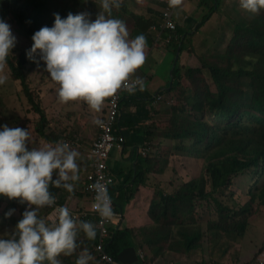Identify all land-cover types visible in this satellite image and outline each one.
<instances>
[{
  "label": "trees",
  "instance_id": "obj_1",
  "mask_svg": "<svg viewBox=\"0 0 264 264\" xmlns=\"http://www.w3.org/2000/svg\"><path fill=\"white\" fill-rule=\"evenodd\" d=\"M154 1L159 4V0ZM145 3L143 0H122L119 8L112 9L111 15L125 22L130 39L144 34L145 53L148 54L157 36L152 26L161 21V15L142 8ZM237 4L239 6V0ZM139 8L150 16L138 11ZM101 11L99 0H0V19L30 43H33L31 36L36 30L45 25L52 26L56 13L64 18L69 13L84 12L94 20ZM243 11L253 18L230 20L232 36L224 51L214 54L211 59L202 57V66L197 68L182 65L179 57L173 70L177 84L168 90L161 102L175 94L177 101L168 107L164 119H157L154 123L161 137L180 142L175 146L177 153L181 154L177 156L202 160V170L184 180L172 193L155 191L146 201L148 220L145 224L136 227L125 223L119 228L120 219L114 221L117 228L113 230V239L107 246L114 260L118 261L120 251L130 248L143 251L146 264L163 257L167 251L189 254L204 250L209 258L202 264H238L237 245L245 237L248 225L256 220L254 205L264 208V184H260L264 179V10L256 14ZM177 34L179 41L171 42L175 55L179 47L183 52L190 43L188 37L182 38L184 33L181 29ZM27 59L24 53L9 55L5 67L10 78L19 82L26 101L40 115L36 132L48 139L47 116L35 100L24 71ZM205 69L210 79L206 77ZM132 77L131 74L129 78ZM153 135L147 133V137ZM146 155L147 152L139 156L137 166L127 174V186H116L120 187L119 192L122 189L127 191L121 203L118 202L123 197L121 194L113 196L114 210L124 212V218L125 207L139 193L138 188L146 183L145 176L150 168V159ZM166 160L169 163V159ZM246 172L255 180V189L246 193L244 205L234 200L231 208L223 194L232 189L234 181ZM83 183L79 179L81 197L85 194L82 193ZM49 190L59 197L60 204L69 203L70 198L61 194L63 187L50 184ZM22 206L25 209L26 202L20 203L19 198L0 196V219H3L0 228L8 217L5 216L8 208L22 211ZM42 208L47 213L50 211L48 206ZM204 213L208 214L207 219H203ZM96 233L95 239H88L80 232L75 251L68 256L59 255L62 264H76L77 256L84 250L95 252L99 238L97 228Z\"/></svg>",
  "mask_w": 264,
  "mask_h": 264
},
{
  "label": "clouds",
  "instance_id": "obj_2",
  "mask_svg": "<svg viewBox=\"0 0 264 264\" xmlns=\"http://www.w3.org/2000/svg\"><path fill=\"white\" fill-rule=\"evenodd\" d=\"M99 2L103 11L94 20H90L84 12L69 13L64 18L58 13L54 14L52 26L45 25L36 30L31 36L33 43L28 41L31 47L24 53L26 58L28 56L34 61V54L39 53V60L44 62L60 103L82 99L94 112H99L105 98L109 100L118 89L123 87L131 92L137 86L143 87L140 77L133 76L131 81L129 77L146 58L144 34H137L130 39L125 22L111 15L112 9L119 8L122 0ZM159 5L162 6L160 0ZM239 7L256 14L264 10V0H239ZM177 31L173 34V40L179 41ZM169 34L171 33L168 31L165 37ZM15 42L16 37L12 34L10 25L0 19V85L7 80L3 70ZM163 43L166 46L171 44ZM162 99L163 96L158 94L156 101L161 103ZM107 110L108 102L106 112ZM93 123L100 124L102 121L94 118ZM65 140L72 139L65 137L55 145L45 143L41 147H29L27 128L0 125V196L19 198L20 203L26 202L21 218L13 230L10 233H0V264H43L44 261L48 264H61L58 256H68L75 251L80 232L88 239H95V221L75 219L70 211L78 204L73 205L71 201L62 205L59 197H55L49 190L51 184L71 193L75 185L70 181L79 179L80 165L77 157L80 153L77 149L70 148ZM140 152L145 155L147 149L145 153L143 150ZM108 183L110 181L101 177L91 185L95 192L92 208L104 219L114 216L112 195L118 191L116 185L110 197ZM84 184L85 181L82 186ZM55 200L58 205L55 210L48 207L50 211L47 218L51 221L38 215L40 208L54 205ZM13 211L14 209H9L5 216H10ZM119 213L121 217L118 219L124 227V213ZM92 259V254L84 250L77 256L76 264H89Z\"/></svg>",
  "mask_w": 264,
  "mask_h": 264
},
{
  "label": "crops",
  "instance_id": "obj_3",
  "mask_svg": "<svg viewBox=\"0 0 264 264\" xmlns=\"http://www.w3.org/2000/svg\"><path fill=\"white\" fill-rule=\"evenodd\" d=\"M237 1L238 0H220L219 5H217V0H195V3L191 2V0H180L175 19L178 23V29H181L184 33L182 38H195L201 31L215 29L216 26L214 25V22H217V18H220L221 13L225 12V7L221 5L224 2L228 3L234 12V16L227 19V25L231 28L230 20L235 22L236 20H239L240 17L244 18V16L240 15L236 10L235 3H237ZM146 2L149 3L150 1L146 0ZM155 3L160 11L159 14H161L162 7L160 8V5L157 2ZM221 7L222 11L218 16ZM212 9L214 10L211 11ZM143 13L150 16V13ZM222 29H224V26ZM230 31L232 36V29H230ZM226 32H228V29H226ZM186 47L187 48L183 52H180V47L178 48L181 64L193 67V65L189 63L191 55H193V53L189 51L191 47L189 45H186ZM175 56L174 46L171 44L166 46L163 43V46L150 50L148 54H146L144 63L134 74H132L134 77L141 78L143 87H140L135 94H126L122 98L120 116L122 125L120 132L124 139V150L122 154L116 150L115 156H113L112 153L109 160V167L112 175L116 178L117 185L120 187L127 186L125 182L127 174L137 166L138 157L142 156L140 152L141 150L148 148L146 156L150 159V168L146 173L147 177L145 176V185L138 188L137 191L140 190L139 193L136 194L130 205L126 206L124 209V211L126 210L125 218L127 223L131 226L139 227L142 224L140 222H134L131 219L129 213L132 204L137 209V215L139 216V214H141L144 221L147 218L146 201H148L150 196L155 194V191L166 190V192L172 193L179 184L184 182L181 181L178 176H175L173 179L171 178L173 174L171 167L176 163L174 160L176 155L169 157L167 144L170 140L161 137L159 132L155 130L154 125L157 119L162 118L160 113V101H156V97L158 94L165 97V95L168 94V90L175 86L177 82V80L173 81V63ZM53 98L55 107L59 108L60 102L57 98L56 92H54ZM56 113V116H58V111H56ZM102 119L103 118L99 120ZM83 122L86 123L82 124ZM72 125L73 132L67 131L66 134L59 133L57 126L49 127L50 134L46 143L55 145L57 142L64 140L65 137L72 139L75 142L72 148L77 149L80 153L77 157V163L80 165V183H83L87 174L91 170L89 150L92 142L99 135L100 124L96 125V123H93L92 119L85 120V118L79 116L78 120L75 119ZM147 133H153L154 135L147 137ZM166 159H169V163ZM178 163L179 165L176 166L178 175L187 173V180L190 179L191 168L186 167V165L183 164V160H179ZM79 179L70 182L74 183L76 186L77 183H79ZM172 182L173 184H171ZM80 192L81 189L76 195L78 197H72L71 195L73 192L69 193L63 188L61 194L70 198L72 204L76 205V203L78 204L82 198L85 199L84 195L83 197L79 195ZM118 202L121 203L120 201ZM141 252L144 253L143 251ZM208 258L209 255H207L204 250H196L189 254L167 251L163 257H160L152 263L202 264L206 262ZM130 264H136V262L133 261Z\"/></svg>",
  "mask_w": 264,
  "mask_h": 264
},
{
  "label": "rangeland",
  "instance_id": "obj_4",
  "mask_svg": "<svg viewBox=\"0 0 264 264\" xmlns=\"http://www.w3.org/2000/svg\"><path fill=\"white\" fill-rule=\"evenodd\" d=\"M146 2V0H143ZM149 3H145L142 6V8H149L152 10V13L159 14V9L156 7V3L154 0H148ZM191 2L195 3V0H191ZM225 7V12H222V7L219 9L218 16L220 15V18H217V22H214V25L216 28L210 31H201L197 34L195 38H190L189 46L191 49L189 50L193 55H191V60L189 63L192 66L191 68H197L201 67V58L205 57L208 59H211V57L214 54L220 53L224 51V49L227 47L228 42L231 38V31L230 28L227 25V19L229 17L234 16V12L232 10V7L224 2L221 4ZM156 7V8H155ZM162 6L160 5V8ZM235 7L237 12L248 18H253L250 14L244 12L241 10L237 3H235ZM139 8L138 11L144 12L145 10ZM163 10V8H162ZM224 26V29H222ZM11 29V28H10ZM226 29H228V32H226ZM12 34L16 37L15 46L11 49L10 55L11 56H17L20 53H25L27 50L31 47L24 38L19 36L14 32L13 29H11ZM202 34V35H201ZM163 46L162 41H155L151 45V49L158 48ZM189 49V48H188ZM36 56V60L30 59L27 56V64L24 67V71L29 79V84H31V90L35 96V100H37L43 111L45 112L48 123V128L51 126H57L59 133L66 134L67 131L73 132L72 129V123L75 121V119L78 120L79 116L85 118V120L98 118L101 119L105 112H106V106L107 101L105 98L104 104L102 105V108L99 112H94L88 104L83 101L82 99L78 100H72L65 103H60L59 108H56L54 105V92L55 85L53 82H51L50 78L48 77V73L45 70L44 62L39 60V53L37 52L34 54ZM180 57V55H179ZM188 67L187 69H189ZM186 69V70H187ZM185 70V71H186ZM4 74L7 75V80L3 85H0V125L7 124L9 127H22L27 128L29 132V147H41L46 143L47 138H43L36 132V125L38 120L40 119V115L36 113V110L32 108V106L26 101L25 97L23 96L21 92V87L19 86V82L14 81L10 78V72L7 67L3 70ZM205 75L208 79H210V74L207 69L204 70ZM177 84V82H176ZM177 101V96L175 95H169L166 97L165 101H162L160 103V113L162 115L161 119L165 118L166 110L170 105H172L174 102ZM56 111H58L59 115L56 116ZM86 122H83L82 124H85ZM99 125V124H96ZM77 127V126H76ZM187 142V141H186ZM180 144L170 141L167 144V148L169 149V155H174L177 153L175 150V146ZM189 144V143H188ZM116 150H114L113 156H115ZM176 154L175 165L173 166V174L172 178H175V176H178V178L181 181L187 180V173L179 174L176 171V166L179 165L178 161L183 160V164L186 165V167H190V176L196 175L200 170H202L203 167V161L195 158H189L186 155H183L184 157H180ZM84 158V157H82ZM254 175V173L252 172ZM257 178V175L254 177V179ZM255 180H252L247 172L244 175H241L238 179L234 181V186L232 189L224 192V200L227 203L228 206L232 208L233 201L236 200L238 204H243V200H246V193L249 192V190L254 191L255 186L254 184ZM264 184V179L260 180V184ZM80 190V185L77 183V185L74 187L72 197H76L78 191ZM127 191L125 189H122L120 192L119 190L116 193H113V196L116 197L118 194H121L124 199L125 194ZM221 199V198H220ZM66 200V199H65ZM122 200H119L122 202ZM134 200V199H133ZM132 200V201H133ZM222 200V199H221ZM72 200L70 199L69 202ZM131 201V202H132ZM77 205V203H76ZM79 206V203L76 207ZM212 208H214V203L211 202ZM9 210V208H8ZM20 211L19 209H15L14 212L7 217L6 221L3 223V226L0 228V233L8 232L10 233L17 221L21 218V214L24 211L23 206L21 207ZM254 213H256V220L248 225L247 232L245 237L242 241H240V244L237 245L238 255L236 256L238 260V264H264V208H258V206L254 205ZM38 214L42 218H45L48 221H51L47 218V212L40 208ZM130 216L131 219L134 222H140L141 225L145 224V222L148 220L147 218L143 221V218L141 217V214L139 216L137 215V209L133 206H131L130 210ZM203 219H207L208 214H203ZM3 221V219H0V224ZM118 220L115 219V222ZM126 218H124V222H126ZM121 222V221H120ZM119 222V223H120ZM93 259L89 261V264L95 263V264H104L96 255V252L91 253ZM63 256V255H62ZM60 261H62V257L59 256ZM117 260L119 264H130L131 262L135 261L136 264H141L145 262L146 264V258L141 255L140 250L137 248H130L123 251H120L117 254ZM43 264H48L45 261ZM62 264V262H61ZM201 264V263H198Z\"/></svg>",
  "mask_w": 264,
  "mask_h": 264
},
{
  "label": "built area",
  "instance_id": "obj_5",
  "mask_svg": "<svg viewBox=\"0 0 264 264\" xmlns=\"http://www.w3.org/2000/svg\"><path fill=\"white\" fill-rule=\"evenodd\" d=\"M162 4L161 12V21L157 25L152 26V30L157 33L155 41L166 42V44L171 43L173 40V34L177 31V22L175 19V14L179 4V0H160ZM170 32L167 37L165 34ZM134 78H129L131 81ZM140 86H137L134 91H136ZM134 91H128L125 88H120L117 90L113 96L109 97L108 100V110L105 117L101 120L100 123V133L98 137L92 142V145L89 150L90 163L92 166V171L89 172L85 179V184L83 190L85 193V199L81 200L78 207H75L71 212L77 220H93L95 221L96 227L99 231V240L96 247L97 256L100 257L101 261L104 264H118L113 257L107 252V244L110 239L113 237L114 221L121 217V213L114 210V201L112 200V206L114 210V216L110 219L102 218L96 210L92 208L94 203L95 192L91 188V185L94 184L101 177L105 181H110L108 183V194L111 197V191L117 185L116 178L112 175L109 160L111 158L112 152L117 150L119 153H122L124 148V139L121 136L119 129V118L121 114V100L124 94H131ZM65 142L72 148L75 144L73 140H65ZM146 152V149H143V153ZM58 206L55 204L48 206L51 209ZM121 226V223H120ZM123 227V226H121ZM141 255L144 256V253L141 252Z\"/></svg>",
  "mask_w": 264,
  "mask_h": 264
},
{
  "label": "water",
  "instance_id": "obj_6",
  "mask_svg": "<svg viewBox=\"0 0 264 264\" xmlns=\"http://www.w3.org/2000/svg\"><path fill=\"white\" fill-rule=\"evenodd\" d=\"M178 59H179V53H177L176 57H175V60H174V63H173V68H175L177 62H178Z\"/></svg>",
  "mask_w": 264,
  "mask_h": 264
}]
</instances>
